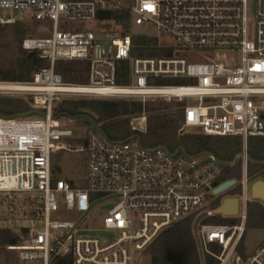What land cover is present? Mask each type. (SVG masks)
Returning <instances> with one entry per match:
<instances>
[{
    "label": "built area",
    "instance_id": "built-area-1",
    "mask_svg": "<svg viewBox=\"0 0 264 264\" xmlns=\"http://www.w3.org/2000/svg\"><path fill=\"white\" fill-rule=\"evenodd\" d=\"M0 8L32 10L35 20L52 24L50 36L22 40L23 49L39 51L49 66L29 80L0 81V93L24 95L40 111L0 115V228L21 238L6 245L19 262L51 264L67 255L72 264H145L143 253L161 230L204 208L220 184L223 164L212 153L145 147L137 135L110 140L97 125L76 135L82 126L53 115L60 99L184 102L180 133L242 138L244 191L248 138L264 136V0H0ZM125 9L128 17L115 16ZM99 11L111 15L100 18ZM13 21L0 17V24ZM93 21L101 23L83 27ZM144 24L158 31L162 54L136 53L143 46L138 40L150 36L132 28ZM219 51L233 53L234 60ZM197 52L203 60L188 55ZM58 60H86L87 82L64 81L54 69ZM118 75L127 82L117 83ZM177 79L185 83H157ZM132 129L144 131L146 123ZM71 138L84 144L71 147ZM74 150L86 154L85 188L54 173L53 155ZM95 195L119 199L101 205L107 213L99 227H91L89 217ZM248 200L246 193L239 196L236 223L198 222V247L219 264H264V240L246 255L239 250ZM58 212L67 217L53 218Z\"/></svg>",
    "mask_w": 264,
    "mask_h": 264
},
{
    "label": "trees",
    "instance_id": "trees-1",
    "mask_svg": "<svg viewBox=\"0 0 264 264\" xmlns=\"http://www.w3.org/2000/svg\"><path fill=\"white\" fill-rule=\"evenodd\" d=\"M115 16L128 17V10L116 11ZM1 25V24H0ZM22 35L17 36L19 41L18 56L8 68L0 66V81H23L31 79L34 71L49 66L47 59L39 57V51H28L22 48ZM137 42V41H136ZM143 46L136 51L140 55H160L163 52L157 49L155 36L138 40ZM55 71L64 81L71 83L87 82L88 62L86 60H58L55 62ZM178 80V79H177ZM127 82L120 80L117 83ZM178 81H184L180 79ZM184 102L163 101L159 103H143L136 99H98V98H64L55 104L53 115L67 123L69 118H76L67 124H87L94 122L110 140H124L137 135L145 147L162 145L171 151L184 149L190 155L212 153L222 162V171L215 184L229 179H238L241 176V153L243 142L239 136H222L203 133H180L179 128L183 119ZM90 110L98 118L85 112ZM30 100L23 98L0 96V115L7 117H24L39 114ZM145 113L147 116L146 130H133L131 118ZM247 176L250 179L264 180V136H251L247 142ZM235 162L234 164H230ZM58 167H54L56 174ZM240 187V192H241ZM234 189L230 194H237ZM212 210L220 205V199L212 203ZM193 213L169 226L163 228L156 239L150 244L147 264H202L198 254V243L192 232ZM239 221L236 216L211 214L203 216L202 223H229ZM246 227H264V205L260 200H248ZM21 238L15 231L0 228V246L20 243ZM148 247V248H149ZM217 251V246H211ZM242 252V242L239 246ZM51 264H72L67 255H57ZM204 264H219V261L210 254H205Z\"/></svg>",
    "mask_w": 264,
    "mask_h": 264
},
{
    "label": "rangeland",
    "instance_id": "rangeland-1",
    "mask_svg": "<svg viewBox=\"0 0 264 264\" xmlns=\"http://www.w3.org/2000/svg\"><path fill=\"white\" fill-rule=\"evenodd\" d=\"M0 17H14V21L11 23L1 24L0 25V66L2 67H10L14 61V59L18 56V49H19V41L17 40L18 35H22V39L25 37H46L51 35V27L52 24L48 20H35L34 12L32 10L27 9H20L14 10L10 8H0ZM96 23H101L100 21L97 22H88L84 23V28L89 29ZM132 31L134 34L136 33H145L146 35L158 36V31L156 28L149 24H144L142 26L133 27ZM132 32V33H133ZM218 54H225L226 58L229 60H234L235 55L229 51H219ZM189 57L194 60H203V55L201 52H197L194 54H188ZM160 84H180L185 83L184 81L178 80H165V81H157ZM191 83V82H188ZM0 96L6 97H15V98H23L25 100H29L28 97L24 95H8L5 93H0ZM85 98V97H83ZM89 98H98V99H118V100H126L125 98L113 97V98H102V97H89ZM62 99L58 100L56 103L60 102ZM160 99L150 98L147 99L145 102L151 103H159ZM168 102V101H167ZM37 116V115H33ZM147 115L142 113L140 115L133 116L131 118V126H143L147 122ZM146 117V121L142 118ZM72 119V118H70ZM72 121H76L72 119ZM70 120H67V123ZM96 126L94 122L90 125L87 124H76L75 127H79V130H75V134L79 135L80 130H83L81 133H84L85 126ZM70 143L71 147H78L84 144L83 140H76V139H69L66 140ZM240 159L237 156V160ZM54 166L58 167L56 172L57 176H63L73 180L76 185L82 188L87 187V179H86V154L82 151H64L58 152L53 155L52 158ZM235 162H233L234 164ZM241 176L236 180V183L232 185L229 189L225 192L221 193L220 195H210L207 199V203L204 208L200 211L196 212L193 220H192V232L195 236V229L198 225V222L203 218V215L206 214L207 211L212 210V203L216 200V198L220 199V204L224 198L228 196H243L245 193L249 200H255L251 198V185L257 179H250L248 178V183L243 191L241 189L240 192V182L244 179L243 175V165L241 163ZM261 179V178H258ZM234 189H239L237 194H230ZM96 201L93 203L91 207L89 217H90V224L91 227H99L100 217L104 216L107 212L101 209V205L104 202L108 201H117L119 200L117 197H103L102 195H95ZM263 205L264 202L260 201ZM60 204V202H59ZM213 209V214H214ZM67 217V215L63 212H58L57 214L53 215V218L62 219ZM73 220L77 221V216H72ZM264 240V227H246L242 241V252L249 253L253 250L258 244H260ZM150 247L143 253V257L145 259V264L149 262L148 251ZM198 254L201 260V263L204 264V257L205 254L200 250L198 247ZM0 264H22L19 262L17 258V254L14 251H9L6 246H0Z\"/></svg>",
    "mask_w": 264,
    "mask_h": 264
},
{
    "label": "water",
    "instance_id": "water-1",
    "mask_svg": "<svg viewBox=\"0 0 264 264\" xmlns=\"http://www.w3.org/2000/svg\"><path fill=\"white\" fill-rule=\"evenodd\" d=\"M111 15L110 11H99L98 16L100 18H107ZM85 112L91 114L93 117L98 118V116L90 111L85 110ZM262 118H264V113L262 114ZM236 183V179L232 178L220 183L213 189V193L216 195H220L229 189L232 185ZM251 198L255 200H260L264 202V180L257 179L251 185ZM107 207H111L108 205ZM239 212V196H228L223 199L221 204L214 210V214H220L224 216H236Z\"/></svg>",
    "mask_w": 264,
    "mask_h": 264
},
{
    "label": "crops",
    "instance_id": "crops-1",
    "mask_svg": "<svg viewBox=\"0 0 264 264\" xmlns=\"http://www.w3.org/2000/svg\"><path fill=\"white\" fill-rule=\"evenodd\" d=\"M242 244H243V242H242ZM259 245H260V244H258L253 250H255ZM253 250H251V252H252ZM249 253H250V252H249ZM244 254L246 255V254H248V253H245V252H244Z\"/></svg>",
    "mask_w": 264,
    "mask_h": 264
}]
</instances>
